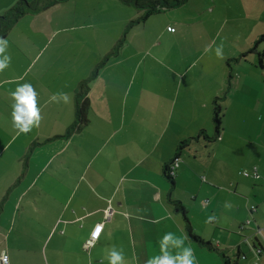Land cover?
Here are the masks:
<instances>
[{"label":"crops","instance_id":"1","mask_svg":"<svg viewBox=\"0 0 264 264\" xmlns=\"http://www.w3.org/2000/svg\"><path fill=\"white\" fill-rule=\"evenodd\" d=\"M17 1H0V13ZM97 1V10L74 7L67 16L62 3L25 14L3 38L7 45L0 59L7 57L8 67L0 72V189L7 198L0 201V217L9 209L7 232L26 234L24 225L39 222L42 264L47 239L45 248L49 246L53 264H182L190 259L188 249L195 259L213 257L210 249L185 233L181 214L167 203L170 192L185 206L195 234L216 248L222 243L220 251L235 264H250L248 256L238 258L241 245L236 235L248 237L244 244L251 252L249 238L254 239L257 226L264 227V47L260 44L264 40L248 52L264 34L262 10L256 11L258 17H249L247 33L243 23H230V12L243 8V4L233 5L236 0H186L198 15L191 22L182 15L170 16L175 7L149 16L143 23L149 22L154 30L141 36L132 27L90 83L83 103L89 104L98 85L100 122L92 127L86 115V121H78L62 136L75 119L78 82L112 50L132 17L139 15L136 9V15L125 11L127 5L119 0H106L110 8L103 0L93 2ZM156 15L163 18L149 21ZM172 22L177 23L175 30L169 28ZM221 45L224 59L216 55ZM22 84H31L37 92L43 116L40 127L28 134H18L12 123L11 94ZM222 95L223 115L216 134L212 101ZM185 139H190L188 145L177 151ZM206 148L211 152L202 163ZM177 152L174 186L184 178L197 182L202 173V182L206 175L213 183L199 186L198 194L206 195L202 200L207 203L201 200V207L196 202L200 213L206 214L205 229L191 212L193 206L172 191L174 186L165 177L164 167ZM54 158L59 161L48 170L46 165ZM253 166L259 179L236 177L235 172ZM43 170L54 177L51 183L43 184L39 198L23 200ZM223 185L249 196L233 195ZM14 192L16 199L8 206ZM220 192L239 198L235 214H225ZM108 204L114 212L106 220ZM250 205H255V211H250ZM209 211L215 214L208 221ZM244 219L251 223L240 230ZM99 223L98 237L86 246ZM174 234L181 243L174 241Z\"/></svg>","mask_w":264,"mask_h":264},{"label":"rangeland","instance_id":"2","mask_svg":"<svg viewBox=\"0 0 264 264\" xmlns=\"http://www.w3.org/2000/svg\"><path fill=\"white\" fill-rule=\"evenodd\" d=\"M0 1H2V0H0ZM27 1L30 2L32 0H27ZM93 1L94 0H88V1L87 0H64V1L59 2V3H62L61 7H63V9L66 12L65 16H67L68 11L69 10L72 11V9H74V7L86 8V6H87L88 8H95L97 10L100 7L99 1H97V3H94ZM103 1H105L106 5H108V8H110V2L107 3L106 0H103ZM261 1H264V0H261ZM235 4L238 6L243 4V6H242L243 8H242V10L235 8V11L230 12L232 14L230 16H233V20L230 23H232V24H242L243 23V26L247 30L245 33L248 32L249 27H250V24H249L250 18L254 17V15L256 16V14H255L256 11L262 10V20H264V3H262L259 6V4L257 3V0H236L233 5H235ZM93 5H96V6H93ZM185 5H186V3L184 2V3H182V5L175 7L176 9L173 8L175 10H172V12H169L170 16L178 17V16L182 15L183 17L188 19L189 22H191L193 20L192 17L195 18L194 20L198 19L197 13L190 10V8H189L190 4L186 5V7H185ZM179 7H181L180 10H177ZM124 9H125V11H128V13L136 15V10L134 7L127 5V7ZM250 9L253 10L251 15H249L247 13V10H250ZM5 12L6 11L4 10L2 13H0V15H2ZM114 12H116V11H114ZM134 17H132V18L134 19ZM156 17H160L161 19L163 18V16H157L156 15V16H152V18H150L151 20H149V21L157 19ZM244 17H245V20H244ZM256 17H258V16H256ZM173 19H177V18H173ZM170 27H172L173 30H175V28H177L178 26H177V23L172 22L169 25V28ZM149 30H154V28L151 29L149 22H148V24L140 22V23L134 24V26H133V32L137 31L138 33L141 34V36L143 35V33L146 34L147 32H149ZM239 35H241V33H239ZM260 44H261V47H264V41H262ZM251 47H253V44ZM144 55H146V54H144ZM255 62H256V65L259 67L260 65H259V62L256 59V57H255ZM263 62H264V58H263ZM144 67H145L144 65L141 66V71ZM261 71L264 72V65H263ZM97 87H98V85H97ZM97 87L94 89V92L92 93V95L88 99L89 104H86V106L84 108V115L85 116L87 115L88 118L90 120H92V122H93L90 125L92 127L94 126L95 122L96 123L100 122V116L98 114H99V111L101 110V103L99 102V99L97 100L98 97L95 98V94H98L97 93ZM250 123H251L250 128L252 130L253 124H254L253 119H251ZM211 142H213V141H211ZM86 145H89V144H86ZM35 146H36V144L29 146V149L27 150V156H30V153L34 150ZM209 152H211V150L209 148L204 149V155H203L202 163L208 161V159H209L208 153ZM58 161H59L58 158H54L51 161H49L50 165H48V164L46 165V167L48 166V170H50L53 167V165H56V163H58ZM0 162H2V159L0 160ZM42 163H43V161L39 160V166ZM44 170L42 173H39V176H36V178L34 180L36 182L35 185L37 187L34 186L28 192H26L24 194L25 196L22 198L23 200L29 199V198H34L35 195H37V197L39 198V191H41V189H43V188H41V187H44L43 184L45 182L47 185L51 183L52 178H54V177L53 176L50 177L48 172H44ZM245 170H249V169H245ZM241 171H239V172H241ZM239 172L238 171L235 172L236 177H240V176L244 177ZM203 174L204 173H202L201 176ZM199 176H197V180H198L197 182L192 181L191 179H188V178L178 180L177 184L175 183V186L172 188V191H175L179 196H181L189 206H191V207L193 206L191 209L192 210L191 212H193V214L195 215V218H197V221L201 225V229H205L203 219L205 218L206 214H204V212L200 213L201 209L199 206L196 205V202H198V203L200 202L199 205L201 206V200H202L203 196L204 197L206 196V195H203V193H201L200 195L198 194L199 186L201 184L208 185V184H213V183L210 182V180L206 177V175H205L206 179L205 178H204V180L202 179L203 182L200 179L202 177L201 176L199 177ZM245 178L249 179L251 182L255 181L249 177H245ZM257 182H260V181H257ZM221 188L225 189V190L229 189L233 195L236 192V191L233 192L232 187L227 186V185H223V186H221ZM47 190L50 191V189H47ZM220 193H221L220 197H222V200L225 201L224 211H225L226 215L227 214H229V215L235 214V209H236V206H238V199H239L237 196L239 194H241L242 197L244 196V198H248V196H249L248 194H243L242 192H238V191L235 194L237 196H231V197L227 196L225 192L224 193L220 192ZM16 196H17V192L12 193V198H11V200L8 201V204H7L8 206L13 201V199H16ZM6 198L7 197L5 196V193H3V189H0V201L2 199L5 200ZM46 198L49 199L51 197H50V195H48ZM207 198H211V197L208 196ZM252 198L253 197L251 196V199ZM203 203H204V201H203ZM8 211H9V209H8ZM8 211L6 210V212L4 214H2V216L0 217V219H1L0 220V230H3L2 232H0V264H42L39 260V237L41 235L39 222L35 223V221H30L29 223L24 225L26 227V229H25L26 234H24L23 231L18 233L15 230H12L11 233H9V232H7V230L9 229V227L11 225V222L9 221V218L11 215H7ZM1 213H3L2 212V204H0V215H1ZM213 214H215V213H212L211 211H209L208 221L210 220V218L212 217ZM214 216L216 218H218L217 215H214ZM208 221H206V222H208ZM16 225H18V224H16ZM214 225L219 226L216 222L214 223ZM238 230H239V228H238ZM244 232H246V231H244ZM185 233H187V232L185 231ZM235 233L240 234L241 232L236 231ZM187 236L190 239H192L188 234H187ZM258 236L264 242V235L259 234ZM173 239H174V241L176 240V241H178V243L179 242L181 243V237L180 236H177L176 234H174ZM238 239H239V244L241 245V252L245 253L246 256H248V258L252 259L251 262L253 264H255L254 262H255V259L257 258V256L252 251L249 252V249L247 248L248 246L244 244L245 243V241L243 240L244 237L236 235V240H238ZM47 241H48V239L45 241L44 245L42 246L41 253H44V260H45L44 264H53L52 259L49 255V246L47 248H45ZM193 241L197 245H201L200 243H197L195 240H193ZM205 241H207V240H205ZM249 241L253 242V239L249 238ZM215 242H216V239H215V241H212L213 244H215ZM220 244L221 245L218 249H214V250L210 249L211 252H213V257H211V254H208L207 256L205 255L204 257L202 256V258L194 259V264H223L222 257L219 253L220 249L222 248V243H220ZM46 253H47L48 261H47L46 255H45ZM233 255L236 256V250L234 251ZM5 256L7 257V262H5V260H4ZM251 256H252V258H251ZM251 262H250V264H251ZM182 264H187V261H184ZM247 264H249V262Z\"/></svg>","mask_w":264,"mask_h":264},{"label":"trees","instance_id":"3","mask_svg":"<svg viewBox=\"0 0 264 264\" xmlns=\"http://www.w3.org/2000/svg\"><path fill=\"white\" fill-rule=\"evenodd\" d=\"M62 1L64 0H32L30 2L27 0H18L8 10H6L5 13L0 15V38H4L9 32V30L14 26V24L23 15L38 13ZM119 1L125 5L134 7L139 12V15L135 19L130 20L125 25L122 31L121 37L118 39L117 43L112 48V50L108 54H106L101 59V61H99L95 65V67L91 70L88 76H86L85 78H83L82 80L78 82L77 89L74 95L75 119L72 122V124L67 128L64 135L62 136H67L74 127H77L78 121L80 122L86 121V118L84 115V108L86 106V103H83V101L90 88V83L97 77L101 66L106 62L109 56L117 52L118 48L122 45V42L126 34L134 26V24L144 22L149 16L153 14H157V13L166 11L167 9L181 5L186 0H119ZM262 40H264V34L261 35L254 42L253 47L250 48L248 52L255 50L256 44ZM235 60H237V58ZM223 97L224 95L217 96L212 101V119H213V123L215 124L216 134H218L219 132L221 119L223 115V111L221 107V101ZM58 137H60V135H58ZM189 141L190 139H185V140L180 141L177 145V151H180L183 148H185L188 145ZM177 155H178V152L172 160L176 159ZM168 164L165 165L163 171H164L165 177L167 178V180L171 183L173 187L174 186V179H173L174 176H171L168 174V170H167ZM166 200H167V203L172 206L175 212L181 214L183 221H184L185 231L193 240H195L197 243H200L202 246L208 249H211V250L218 249L214 247L209 241H205L199 235L193 232L190 219L187 215V210L180 200L172 198L170 195V192H168ZM220 254L223 260V264H235V261H231L229 257H227L223 252L220 251Z\"/></svg>","mask_w":264,"mask_h":264},{"label":"clouds","instance_id":"4","mask_svg":"<svg viewBox=\"0 0 264 264\" xmlns=\"http://www.w3.org/2000/svg\"><path fill=\"white\" fill-rule=\"evenodd\" d=\"M7 41L0 38V53L5 51ZM222 45L217 47L216 55L220 59H224L222 54ZM8 67V58L0 59V72L4 71ZM12 97L15 103L12 105V123L13 127L17 129L18 134H28L33 128H39L43 116L41 114V109L38 107L37 92L31 84L20 85L15 92H13ZM65 101H67V96H64ZM187 254L191 257L187 264H194V257L191 254V250H187ZM114 256L119 254L113 253ZM122 259V257H121ZM5 262H7V257H4Z\"/></svg>","mask_w":264,"mask_h":264},{"label":"built area","instance_id":"5","mask_svg":"<svg viewBox=\"0 0 264 264\" xmlns=\"http://www.w3.org/2000/svg\"><path fill=\"white\" fill-rule=\"evenodd\" d=\"M178 163H177V158L172 160V162H170L167 166V170H168V174L171 175V176H174L175 174V168L177 167ZM240 174H242L244 177H249V178H252V179H259L260 178V174L258 172V169L256 166H253L251 169L249 170H242L240 172ZM208 200H205L204 201V204L207 203ZM249 209L250 211H255L256 207L255 205H250L249 206ZM113 208L111 207L110 204H108L106 206V208L104 209V217L106 220H109L111 218V216L113 215ZM251 223V220L250 219H245L241 225L239 226L240 230H242L245 226L249 225ZM101 227H102V223H99V224H96L92 230V232L90 233V239L87 240L86 242V246H90L94 239H96L100 233V230H101ZM264 235V227H259L257 226L254 233H253V236H254V239H253V242H252V252L257 256V258L255 259V264H262L261 262V256L264 254V247L262 246L261 242H263L261 240V238L258 236V235ZM245 242L248 241V237L247 236H244V239H243ZM238 258H241V259H245L246 258V255L244 253H241L239 252V249H238ZM2 263V262H1Z\"/></svg>","mask_w":264,"mask_h":264}]
</instances>
